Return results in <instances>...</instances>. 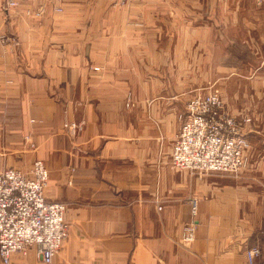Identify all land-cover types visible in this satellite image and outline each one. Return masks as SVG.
<instances>
[{
    "label": "crops",
    "instance_id": "1",
    "mask_svg": "<svg viewBox=\"0 0 264 264\" xmlns=\"http://www.w3.org/2000/svg\"><path fill=\"white\" fill-rule=\"evenodd\" d=\"M48 1L42 21L25 18L34 3H0V150L5 167L43 161L45 196L65 205L68 235L53 264H247L256 245L264 263V0ZM54 6L61 23L48 22ZM218 30L245 53L227 62L226 107L252 117L247 165L176 170L178 117L216 79ZM79 120L73 140L63 125ZM11 264L43 263L30 248Z\"/></svg>",
    "mask_w": 264,
    "mask_h": 264
},
{
    "label": "built area",
    "instance_id": "2",
    "mask_svg": "<svg viewBox=\"0 0 264 264\" xmlns=\"http://www.w3.org/2000/svg\"><path fill=\"white\" fill-rule=\"evenodd\" d=\"M37 0H0L2 8L15 9L24 2ZM43 6L29 15L41 16ZM55 11H61L56 7ZM0 40L2 36L0 35ZM180 128L171 147V165L176 170L196 172L238 173L247 165L249 141L244 124L246 115H233L221 95L211 87L196 91L185 103ZM84 120L66 121L64 130L74 140L80 136ZM0 154V264H11L14 254L25 256L30 248L43 264H53L68 235L65 205L49 201L45 196L48 170L41 160H34L26 171L3 167ZM191 212L196 214L197 200L190 199ZM195 224L187 222L182 228L181 241L192 243ZM261 251L252 246L246 251L247 264H254Z\"/></svg>",
    "mask_w": 264,
    "mask_h": 264
},
{
    "label": "rangeland",
    "instance_id": "3",
    "mask_svg": "<svg viewBox=\"0 0 264 264\" xmlns=\"http://www.w3.org/2000/svg\"><path fill=\"white\" fill-rule=\"evenodd\" d=\"M37 1L38 2L31 1L28 4L34 3L36 5V8L35 7L34 8H31L33 10V12L35 10H37L40 6H43V8H44L43 9V13L39 17H37L35 15L26 14L25 15L26 16L25 18H27L28 20H30V19L37 20V21H40V20L42 21L43 20V16H44V13H45V4H48L49 1L48 0H37ZM109 1H110V5L111 6H115L117 3H118V5H123V4L126 3L127 0H109ZM56 7L60 8L61 11H59V12L55 11L58 14L57 15H54V16H51L49 18L50 20L48 22H50V23H54V22H60L61 23L62 22V19H61L62 16L61 15L63 14V12H62L63 9L60 6H54L53 7L54 10H55ZM216 9H219V3L218 2H216ZM143 13L144 12L141 11V12H138V13L135 14V16L137 17V19L133 21L135 27H138V28L144 27V21H147V20L143 17ZM217 13H218V11H217ZM130 14H131V12H130ZM155 18L156 17L154 16V13H153L152 24L153 25L160 26L161 23H158L159 20L153 21ZM204 18L205 17H202V18L201 17L200 18L198 17L195 23L203 22ZM225 20L227 21V16L225 17L223 15L217 14L216 17H215V21H216L217 24H222L223 22H225ZM160 22H168V19H164V20H162ZM216 38H217V44H216L217 45V52H216V60H215L216 61V66H215V72H214V75H215L216 79L214 81H210L209 83H212V86H211L212 89L215 90V91H217L221 95L223 101L227 105V103H226V101H227V62H230L231 59L233 61H236V60L239 61V59H241V58L244 57L245 53H244V50L239 45H237L235 43H230L229 46H228V48H227V31L224 34L223 31H221V30L219 31L218 30L216 32ZM172 66H173V68H175L176 65L173 64ZM95 69H97V68H95ZM203 71H204V69H203ZM172 82H174V81H172ZM178 82H180V83L183 82V83H185V85H188V83L189 84H192V81H188V80H184V81L181 80V81H178ZM201 83H203V84H201V86H205L207 84V82H205V81H203V82L201 81ZM205 90L206 89L204 88L201 91H205ZM128 105H129V98H128L127 102H126V106H128ZM184 107H185V105H184ZM245 115L251 118V121L250 122H248L247 124H244V129H245L244 132H245L246 137H247V131L249 130V128H247V126H249L252 123V117L250 115H247V114H245ZM238 116H240V115H238ZM179 117H178V119L180 120ZM247 140H248V138H247ZM249 145H250V141H249ZM249 148H250V146H249ZM248 150H247V152H248ZM247 152H246V157H247V161H248V153ZM1 153H5V151H4L3 148H1V150H0V154ZM36 160H38V159H36ZM2 166L5 167L3 164H2ZM23 171H26V170H23ZM47 187H48V185H47ZM257 247L259 249L261 248L259 246H257ZM260 251H261V249H260ZM254 264H264V263H262L260 261V258H259L258 260H256V262Z\"/></svg>",
    "mask_w": 264,
    "mask_h": 264
}]
</instances>
